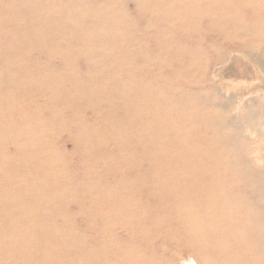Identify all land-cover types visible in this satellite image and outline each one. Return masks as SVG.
Listing matches in <instances>:
<instances>
[{"label": "bare ground", "instance_id": "obj_1", "mask_svg": "<svg viewBox=\"0 0 264 264\" xmlns=\"http://www.w3.org/2000/svg\"><path fill=\"white\" fill-rule=\"evenodd\" d=\"M122 1L0 0V264H264V0Z\"/></svg>", "mask_w": 264, "mask_h": 264}, {"label": "rangeland", "instance_id": "obj_2", "mask_svg": "<svg viewBox=\"0 0 264 264\" xmlns=\"http://www.w3.org/2000/svg\"><path fill=\"white\" fill-rule=\"evenodd\" d=\"M86 2H88V4L92 5V6H95V4H97L96 6L97 7H101L102 5L104 6L105 3L104 0H86ZM101 2V3H100ZM101 4V5H99ZM122 6H123V9H124V18L125 20L126 19H131L132 15L134 14V6H133V1L132 0H124L122 1ZM225 49H227L226 47H222L221 50L224 51ZM78 62V67L79 68V72L82 73V74H85L86 73V70L84 68H81L83 67V63H80V61H77ZM219 63V62H217ZM213 63L209 64L207 68L208 70L210 69V66L213 65ZM216 64V63H215ZM113 66L111 64H102L100 66H98V71H99V78L101 80L102 83L104 84H111V74L113 72ZM237 68H235L236 70ZM212 74V73H211ZM223 81H227V80H232L228 77H225V78H222ZM2 82V81H1ZM248 97H243V101L247 100ZM246 136H248L250 138V142H249V146L252 148V152L250 153V155L248 156V158L250 159V161L252 163L256 162V163H259L262 167V169L264 170V143H261V147L260 145H258L256 142L258 139V137L256 136H253V135H249V131L246 132ZM254 139V140H253ZM66 137L63 135L62 137H60V139L57 141V144L59 146H61L63 149L66 150V152H69L71 151V145L70 143H67L66 142ZM256 147H255V146ZM258 145V146H257ZM261 149V153H256L258 149ZM258 161V162H257ZM73 211H75V209H72ZM194 257L196 259V261L198 262V264H200V260L199 258L192 252L190 251L189 249H187L185 246H180L179 249H178V252H177V255L175 257V261H174V264H181V262L183 260H186V258L188 257Z\"/></svg>", "mask_w": 264, "mask_h": 264}]
</instances>
